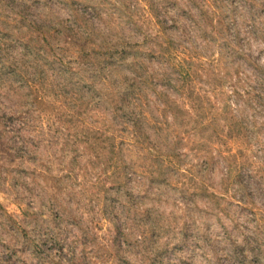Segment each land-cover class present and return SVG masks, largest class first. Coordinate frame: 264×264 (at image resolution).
<instances>
[{
	"label": "rangeland",
	"instance_id": "374dc122",
	"mask_svg": "<svg viewBox=\"0 0 264 264\" xmlns=\"http://www.w3.org/2000/svg\"><path fill=\"white\" fill-rule=\"evenodd\" d=\"M259 13L264 21V12L260 9ZM74 17L94 26L97 43L105 39L119 50L135 42L141 45L146 36H153L158 18L164 21L168 38L192 49L205 68L211 67L208 60L221 58L216 71L225 75L227 83L235 80L241 65L252 64L250 58L264 61V49L259 45L264 33L254 38V0H0V39L9 44L8 54L20 69L19 73L12 69L16 75L3 78L7 92L0 101L4 106L0 115L13 114L14 120L8 124L11 130L27 123L21 136L31 154L26 161L11 158L12 165L6 160L12 174L7 180L0 177V264H45L23 250V239L7 230L3 214L12 216L31 236H48L51 262L47 264H264V183L259 172L248 178L250 170L264 169V158L255 159L264 123L260 115L247 116V122L254 124V147L246 155L241 150L236 156L237 164H245L240 179L235 176L237 169L225 178L230 165L222 161L209 180L224 197L219 220L205 212L207 207L199 197L194 198L198 208L184 213L179 191L169 186L156 187L138 208L133 203L132 208L124 209L120 200L109 199L114 214L122 220L121 230L104 219L106 214L100 209L107 199L93 193L95 171L88 163L92 157L84 154L82 144L66 145L77 130L68 105L77 100L79 78L84 75L75 70L77 53L65 51ZM37 33L46 39L52 36L51 50L33 49L38 48ZM141 47L150 48L147 43ZM246 54L249 62H244ZM146 65L158 69L157 62ZM70 69L73 71L68 72ZM245 72L249 74L248 67ZM40 99L44 103L39 104ZM93 107L89 118L103 110ZM3 149L1 145L0 152ZM227 149L237 152L229 142ZM73 150L82 154L75 162ZM34 170L42 173L32 183L38 174L31 175ZM254 225L261 232L257 252ZM254 254L259 259L254 260Z\"/></svg>",
	"mask_w": 264,
	"mask_h": 264
},
{
	"label": "trees",
	"instance_id": "16d2710c",
	"mask_svg": "<svg viewBox=\"0 0 264 264\" xmlns=\"http://www.w3.org/2000/svg\"><path fill=\"white\" fill-rule=\"evenodd\" d=\"M260 9L264 12V2L254 0L255 39L264 33ZM74 18L69 27L72 34L65 40V51L77 53L79 62L75 70L84 72V75L79 78L77 100H71L68 105L77 130L66 140V145L82 144L84 154L92 157L88 163L95 171L93 193L102 194L101 197L107 199L100 209L106 214L104 219L121 230L122 220L113 212V200H120L118 204L124 209L127 206L132 208L133 203L138 208L140 201L156 187L169 186L179 191L180 208L184 213L189 214L198 208L194 198L199 197L205 202V212L219 220L224 211L220 201L224 197L217 194L209 180L214 168L222 161L228 163L227 167L230 165L223 174L225 178H230L233 169H237L235 176L238 179L241 177L240 168L245 164H237L236 156L242 153L241 150L246 155L254 147V124L247 122V116L260 115L264 118V61L261 63L258 58H250L252 64L241 65L235 80L227 83L225 75L216 71L221 58L207 59L211 67L205 68L202 58H197L192 49L168 38V29L158 18L153 24L156 28L154 35L146 36L141 44L147 43L149 49H143L135 42L121 50L116 45H109L105 39L97 43L93 36L94 26L84 18L79 21ZM170 19L175 25L174 18ZM51 38L48 36L46 39L37 33L35 44L38 48L33 49L43 52L44 47H48L51 50ZM259 42L264 49V36ZM8 45L0 39V101L7 92L3 86L4 76L9 73L16 75L12 69L20 72L15 68L14 58L8 54ZM244 57V62H249V56L246 54ZM153 62H157L158 69L146 65ZM245 67L249 68V74L245 72ZM88 73L90 75L86 77ZM203 77L205 80H201ZM97 84L100 87L97 88ZM39 101V104L44 103L41 99ZM93 105L103 110L89 118ZM0 107L4 109L1 104ZM12 120L13 114L8 117L0 115V146H4L0 152V177L5 180L12 174L5 166L13 164L11 158L24 161L31 158L21 136L27 123L11 130L8 124ZM262 130L264 123L257 139L260 151L255 159L258 160L264 158L261 156L264 152ZM227 142L237 149L235 154L227 149ZM73 152L74 162L82 157L77 150ZM233 161L236 167L231 166ZM83 171L86 175L87 170ZM262 171L264 169L255 173L250 170L248 178H254L259 172L264 183ZM35 173L38 172L34 170L31 175ZM41 173L34 176L32 183ZM69 176L66 174L64 177ZM56 182L59 183L60 179ZM246 188L244 185L243 189ZM258 191L261 192L260 186ZM3 215L7 230L19 240L23 239L20 244L23 250L45 264L50 263L48 236H31V232L22 228L12 216ZM260 233L254 225V252L261 246L257 241ZM14 243L18 245L20 242ZM116 243L120 248L122 243L119 239ZM1 247L9 250L7 246ZM258 255L254 254V260L259 259Z\"/></svg>",
	"mask_w": 264,
	"mask_h": 264
}]
</instances>
